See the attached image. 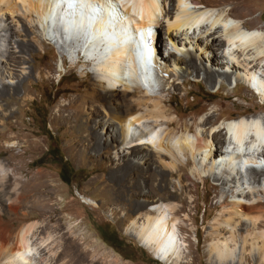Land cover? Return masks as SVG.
Segmentation results:
<instances>
[{"label": "rangeland", "instance_id": "obj_1", "mask_svg": "<svg viewBox=\"0 0 264 264\" xmlns=\"http://www.w3.org/2000/svg\"><path fill=\"white\" fill-rule=\"evenodd\" d=\"M197 1L205 7L228 8L229 15L242 20L245 28H259L264 31V0H246L247 9L240 5L239 0ZM175 10L176 0H165V19L161 20L156 38L159 57H162L167 64L174 62L177 55L169 46L172 40L180 46L179 48L183 45V48L188 50V58L193 60L198 73L189 71L188 74L186 70H182L178 77L168 78L158 71V75L164 79L165 83L157 86L156 95L170 102L168 108L173 110L170 119H181L188 124L193 123L192 133L181 131L174 132L172 135L181 138L191 137L199 131L209 134L211 130H214L220 145L217 147L213 160L218 161L223 155L224 157L227 155L224 154L225 149H223L228 144V138L223 130L224 121L236 116L248 117L258 113L264 114V104L260 103L248 85L241 81L233 85L229 77L232 71L242 72L244 70L242 60L248 58L251 52L242 53L234 48L235 50L233 49L230 55L226 54L219 30L217 29L212 35H207L206 26L201 28V35L195 32L187 39L181 34L168 32L165 20H172ZM242 10H245L246 15L242 16ZM30 20L35 26L32 33L30 31L23 33L27 34V38L19 34L22 23L17 18L13 20L9 18V28L13 32L11 41L7 39V36H2L5 35L4 32H0V50L11 52L12 56L18 59L15 61L19 62V66L14 69L15 78L10 82L7 80L6 83L15 85L19 77L22 79L28 76L26 73L30 74L25 84L26 94L21 89L20 95L9 94L3 98V101H0V174L3 170L1 175L12 176V188L18 189L25 185L24 182L28 177L35 173H42L43 177L40 182H46L47 189L54 195L52 201L44 203L45 207L58 202L57 207L62 209L60 223L52 221L48 224V226L59 225V227L56 230L47 229L40 234V238L43 239H46L48 234L54 236L53 243L41 251L42 264H68L67 254H61V256L60 253L70 239L75 241L84 254L83 264H215L212 258L214 253L212 255L209 252L215 242L209 238L212 229L216 227V224L230 229L224 224V219H219L220 212L223 211L218 206L219 202L226 200L229 204L226 206L228 209L231 203L250 204L252 199L261 198L264 201V187L254 185L244 178L242 184L237 185L232 183L234 182L231 181L232 178L231 180L224 179L227 174L223 172L224 165L219 169L220 173L216 178L199 176L194 170L198 165L190 159L189 153H183L180 157L181 164L178 163L184 166L180 176L187 177L185 181L192 191L188 195L192 201L185 206V209L176 197V194L181 193L179 176L171 178V185L166 187V181L158 162L148 161L149 165L144 166L147 176L155 174L153 182L149 181L145 188V193L150 195L148 200L147 197L136 200L135 196L130 195L118 197L114 192L117 187L114 176L120 166L117 157L121 155L122 150L118 144H115L114 136L110 133L111 128L105 134L106 130L102 131L94 122L89 123L87 127L94 130L97 134L96 139L94 136H84L77 127L62 124L57 118L58 113L69 102V99L92 91V85L97 82L98 76L94 65L95 60L90 59V64L86 65L84 60L78 63V58H82L78 49H72L69 44L62 47L54 43L45 33L41 19L37 15L33 14ZM28 45L31 47L27 51L24 47ZM21 48H23V54L19 53ZM231 54L238 58L239 64ZM64 60L65 63H63ZM263 61L264 59H258L255 62L251 60L245 67L258 72L264 78ZM183 67L181 65V68ZM208 75L213 77V81L210 82L207 79ZM122 80L123 84H127V80ZM21 95L26 96V100L6 109V101L23 97ZM137 95L143 96L145 91L138 88ZM128 108H125V116L129 115L126 111ZM66 110L71 111L72 109L66 107ZM103 116L104 113L101 111L99 117L94 119L99 120ZM208 120H212L213 123L208 124ZM150 124V121H147L138 126L144 129L151 126ZM158 130L160 137L167 135L168 130L163 124L158 127ZM20 145L24 147V153L21 156H15L21 150ZM57 153L67 164L65 166L66 182L60 176L59 163L52 157ZM202 159L201 156L196 157L198 163ZM123 160H126V157ZM170 162L171 157L164 160L165 164ZM262 168L264 169V166ZM128 181L129 185H133L137 178L131 175ZM32 183H27L24 187L28 194L32 192L29 191L34 185ZM2 188L0 185V192L3 191ZM133 192L142 195L138 188H135ZM6 196L8 195L0 194V208L3 213L2 221L9 228H17L33 220L42 227L47 224L45 221L42 222V219H23L20 210H15L14 207L10 209V206L14 205V198L8 199L9 196ZM89 200L94 204H88ZM122 203H125V206H122ZM140 203L147 208L137 210L136 205ZM152 208L159 209L161 215L165 213L171 221L170 224L173 223L176 226L174 227L176 228L175 248L168 261H161L154 247L143 246L133 235L137 226L144 223L143 218L152 211ZM246 223L250 224L245 219L237 221V224H242L243 228L246 227ZM239 227L237 225V228ZM247 228L249 232L253 231L251 225ZM242 231L241 235L236 234L238 242L246 235V232ZM68 232L71 234L68 235ZM253 232L262 233L264 229H256ZM111 234L119 240L120 246L116 249L102 239L103 237L107 239ZM248 251L249 248L245 252L246 259L249 257ZM238 261L237 255L235 263Z\"/></svg>", "mask_w": 264, "mask_h": 264}, {"label": "bare ground", "instance_id": "obj_2", "mask_svg": "<svg viewBox=\"0 0 264 264\" xmlns=\"http://www.w3.org/2000/svg\"><path fill=\"white\" fill-rule=\"evenodd\" d=\"M239 1L242 7L248 8L246 0ZM164 2L165 0H0V32H4L5 35L2 36H7L11 41L13 32L9 28V18L12 20L17 18L22 23L18 32L27 38V34L23 33L27 31L32 33L35 25L30 18L35 14L41 19L45 33L54 43L62 47L69 44L72 49L79 50L82 58H78V63L84 60L85 65L90 64V59L94 58L98 76L97 82L92 85V91L69 99L66 105H62L57 118L62 124L77 127L84 136H94V138L97 134L87 127L89 123L94 122L102 131L106 130L105 134L111 128L110 133L114 136V142L122 150L121 155L117 157L120 166L114 176L117 183L114 192L118 197L130 195L135 196L136 200L144 197L148 200L150 195L145 193V188L149 181L153 182L155 174L147 176L144 166L149 165L148 161L158 162L166 187L171 185V178L179 176L181 193L175 196L185 209V206L192 201L188 197L192 191L185 181L187 177L180 176L184 166L178 163L181 164L180 157L183 153H189L190 159L198 165L194 170L199 176L216 178L220 173L219 169L224 165L223 172L227 173L224 179L232 178L231 181H234L232 183L237 185L242 184L244 178L254 185L264 187L263 113L248 117L236 116L224 121L223 130L228 138V144L223 149H225L224 154L227 155L225 157L223 155L218 161L213 160L220 145L214 130L209 134L199 131L191 137L181 138L172 135L181 131L192 133L193 123L170 119L173 113V110L168 108L170 102L156 95L157 86L165 83L158 75V71L165 74V77L176 78L182 70H186L189 74V71H196L197 68L193 60L188 58V50H185L183 45L179 48L180 46L172 40L169 46L177 55L174 62L167 64L162 57H159L156 38L158 27L165 16ZM227 10L228 8L214 9L201 6L197 0H176L173 19L165 20L167 31L181 34L187 39L195 32L201 35V28L206 26L207 35L219 30L226 54L230 55L234 48L242 53L251 52L249 59L242 60L244 70L232 71L229 77L233 85L239 81L247 84L260 103L264 104V78L258 72L245 67L251 60L255 62L264 59V31L259 28H245L244 22L232 18ZM245 10L241 11L242 16L246 15ZM30 47L31 45H28L24 48L28 51ZM19 53L23 54V48ZM0 57H3L0 59V101L9 94H19L21 89L26 94L25 84L30 74L26 73L28 76L22 79L19 77L15 85L6 83L7 80L10 82L15 78L14 69L19 66V62L17 57L12 56L7 50H0ZM233 58L239 64L238 58ZM65 62L64 60L63 63ZM181 65L184 67L181 68ZM122 79L127 80V84H123ZM207 79L213 81L212 76L208 75ZM138 88L143 89L145 95L136 96ZM11 99L6 101V109L26 100V96ZM66 107L72 110L67 111ZM127 107H129L126 109L129 115L125 116ZM66 111L67 113H64ZM101 111L104 116L95 120L94 118L99 117ZM147 121H150L151 126L144 129L138 126ZM207 123L211 124L213 121L208 120ZM162 124L168 130L164 137H160L158 130ZM110 143L112 144L111 141ZM20 148L15 156L24 153V147L20 145ZM197 156L203 158L200 160L201 163L196 161ZM124 157L126 160H123ZM170 157L171 162L165 164L164 160ZM3 172L2 170L1 174ZM1 174L0 185L3 191L0 194L8 195V199L14 198V205L10 206V209L14 207L15 210H20L23 219H42V222L45 221L47 224L42 227L33 220L31 223L11 229L2 221L3 213L0 208V264H42L41 251L53 243L54 236L48 234L47 238L43 239L40 238V234L47 229L56 230L59 227L48 224L52 221L60 223L62 209L57 207L58 202L45 207L44 203L52 201L54 195L47 189L46 182H40L42 173H35L24 182L25 185L32 182L34 184L29 189L32 191L29 194L24 190L25 185L18 189L12 188L13 177L9 174ZM131 175L137 178L133 185H129L128 181ZM224 179L222 178L223 181ZM135 188H138L142 195L137 192L134 194ZM261 199H252L250 204L231 203L228 209L226 206L229 204L226 200L219 202L218 206L223 209L219 219H224V224L230 229L222 227L221 224H216L212 229L209 238L215 242L209 252L212 255L214 253L212 258L215 264H264V232H253L256 229H264V201ZM87 203L94 204L91 200ZM122 206H125V203H122ZM146 208L147 206L141 203L136 205V209L140 211ZM151 210L143 218L144 223L137 226L133 235L143 246L154 247L161 261H168L175 248L176 228L174 227L176 226L173 223L171 225L166 214L161 215L159 209ZM242 219L250 224L246 223V227L243 228L242 224H237V221ZM237 225L240 227L237 228ZM248 225L252 226V232H249ZM242 230L246 235L238 242L236 234L241 235ZM248 248L249 257L246 259L245 252ZM61 251L60 255L67 254L68 264L85 262L84 254L71 239ZM237 255L239 261L235 263Z\"/></svg>", "mask_w": 264, "mask_h": 264}, {"label": "trees", "instance_id": "obj_3", "mask_svg": "<svg viewBox=\"0 0 264 264\" xmlns=\"http://www.w3.org/2000/svg\"><path fill=\"white\" fill-rule=\"evenodd\" d=\"M52 157L56 159L57 163H59L60 168H61L60 176L66 182V180H65V174L67 173L66 172V169H65V166L67 165L66 162H64L62 160V157H61V155L59 153H57L55 155L53 154ZM102 239H103L104 242H106L107 244H109L113 249L114 248L116 249V248H118L120 246L118 244L119 243V240L115 236H113L112 234L109 235L107 239L104 238V237Z\"/></svg>", "mask_w": 264, "mask_h": 264}]
</instances>
